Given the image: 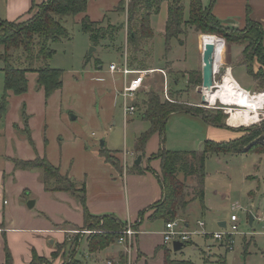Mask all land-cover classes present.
I'll list each match as a JSON object with an SVG mask.
<instances>
[{
    "label": "rangeland",
    "instance_id": "obj_1",
    "mask_svg": "<svg viewBox=\"0 0 264 264\" xmlns=\"http://www.w3.org/2000/svg\"><path fill=\"white\" fill-rule=\"evenodd\" d=\"M184 2L186 3L188 0H184ZM187 13L188 8L186 5L185 16H187ZM158 18L159 13L151 18L154 36L153 48H151L153 52L149 60V66L151 68L156 66V68H164L169 63L167 59L170 57L175 61L174 68L180 69L176 70L177 72L171 70L167 74L168 90L174 92V97L178 99V103L188 104L193 102L198 104L204 114L216 113V109L222 107L223 109H220V111L223 113L224 108L227 106L221 104L217 99H212L209 103L203 102L201 100L200 85H189L182 77L187 76V70L194 68L196 63H198L197 67L201 69L203 42L213 41L214 37L203 39L200 47V32L196 34L194 27L183 26L184 33L179 36L182 40L175 39L176 41H173V45L171 40V48L164 55V39L157 32L156 22ZM112 19L116 24H122L125 20V15L123 12L115 13L112 15ZM64 25L67 27L71 38L62 39L52 44L55 54L49 60L51 67L60 68L63 71L62 87L50 96L45 97L42 90L36 87L34 80L36 74L28 72V88L23 93L26 96L25 98H19L21 96L17 94L11 93L8 95V106H11V109L8 115V112H6L0 118V128H3V117H13L16 111L21 114L22 107H25L29 117H37L38 120H42L41 117L46 119L43 133L38 128L35 132L37 136L32 134L34 145L35 142H42L48 154L56 160H61L64 168L69 169L74 166L82 174V170L87 166V159L94 153L93 150L99 152L101 139L106 141L107 148L117 149L122 153L127 150V165H130L132 161L129 162L128 160L132 157L131 149H133L134 137L140 130L144 131L147 129L149 124L140 118L137 107L134 113L127 117L124 116L123 101L118 92L115 101H113L111 87L106 82L108 66L110 63L122 65L124 58L115 47L110 45L109 41L93 43L89 35L81 29L80 22L73 21V17H67ZM189 29H193L195 32H190L188 31ZM211 35L219 36L217 34ZM115 40L119 47L124 46L123 32H120ZM104 44L109 45L105 46ZM225 45L224 62L219 67L220 71L215 74L216 84L221 81V75L223 76L230 69L232 77L240 86L248 87L249 90L256 87L255 81L250 87L253 79L247 72L246 67L241 64L243 46L237 42L231 44L225 42ZM197 50L199 51L198 57ZM262 56H264V52ZM252 63L255 70L260 67L264 69L257 57L252 60ZM228 66H232L233 69ZM98 76H103L102 80L96 79ZM104 76L106 77L104 78ZM173 79H177L179 85L175 86L172 83ZM3 80L4 75L0 71V95L4 90ZM163 83L164 77L161 72L155 71L146 75L143 83L146 88L143 87L138 91L135 104L143 98V92L147 90L158 92L160 97L164 99L162 94ZM23 94L21 95L23 96ZM211 101H216V103L212 104ZM27 107L29 112L31 111L30 113ZM193 107L190 106L189 108L192 109ZM227 108L237 107L233 105ZM260 111L264 112V110ZM227 115L229 116V114ZM198 117L200 116L187 111L171 114L164 133L166 149L171 148L177 151L201 150L203 141L200 128L195 122V118L199 119ZM260 117L263 116L261 115ZM29 127L31 128L30 125ZM235 130L240 132L239 136L246 132L241 128H236ZM0 141L5 142V137L0 136ZM89 165L91 166V164ZM256 165H258V170L255 175H258V180L253 178L254 175L246 178L244 174H254ZM205 172L202 202L199 199L190 201L188 212L190 214L191 227H195L197 218L201 217V220H204L207 225H212L210 227L217 231L216 229L221 228L218 227V220H224L230 224V214L236 213L240 220L239 230L241 232H246L253 228L256 232L260 231V224L255 223L250 227L246 224V218L248 211L255 213L264 208V153L248 151L237 154H221L220 156L211 155L205 161ZM178 178H183L182 173H178ZM184 184L186 199H191L196 188L195 178L193 176L187 177ZM251 189L254 191L253 196H251ZM236 203L241 206V209L234 208ZM202 208L205 210L203 216H201ZM161 223L162 220H158L150 226V229L157 228ZM101 231L82 227L74 234L87 237L92 232ZM193 239L197 245L191 242L187 243L182 249L172 252L173 259L190 260L194 264H264L263 233H256L254 238L236 234L231 249L226 248L225 245H220L216 240L210 239L214 243L209 246L207 239L205 240L204 237H194ZM246 242L249 243L247 252L243 253ZM168 248H172V241L168 243ZM79 251L84 252L83 247L77 250V254ZM99 251L95 250L94 253Z\"/></svg>",
    "mask_w": 264,
    "mask_h": 264
},
{
    "label": "trees",
    "instance_id": "obj_2",
    "mask_svg": "<svg viewBox=\"0 0 264 264\" xmlns=\"http://www.w3.org/2000/svg\"><path fill=\"white\" fill-rule=\"evenodd\" d=\"M163 1L167 2V19L164 27V55L170 50V41L179 38L184 33L183 26H192L196 32H200L203 38H213L217 34L231 44H241L242 62L247 72L256 82L255 91H264V69H254L252 60L257 57L264 67V29L250 19L246 20L244 28L235 29L223 26L212 13L211 5L204 7L201 0H188V13L185 16L184 0H119L115 10L126 13V61L129 66L137 69L151 68L149 60L152 56V44L154 29L151 25V16L157 14ZM88 0H45L36 5L31 15L22 21H8L0 19V70L3 71L4 90L0 95V118L8 108V92L23 94L28 88V72H35V83L41 89L45 97L62 87V69L51 67L49 60L55 54L52 44L62 39H70V33L64 25L67 17H75L85 13ZM122 24H103L102 21H94L84 14L80 20L81 29L87 33L93 43L109 41L114 45L116 34ZM152 42V44H151ZM108 46L109 44H104ZM120 48V47H118ZM261 54V55H260ZM253 57V58H252ZM170 72V71H169ZM187 79L189 85H201V72L189 70ZM177 79L172 83L177 84ZM141 98L135 104L141 119L148 122V128L136 138L134 149L144 153V146L153 133L159 134L161 143H164V133L168 118L171 114L187 111L201 116L207 123L229 127L226 124L227 113L216 109V113L202 112L200 105L178 103L174 92L169 91L173 101L162 99L160 94L153 90L143 92ZM187 106H183V105ZM190 106H194L192 109ZM23 118V133L29 143L33 144L31 130L28 125V115L25 107L21 109ZM245 130V134L236 138L223 141L206 139L201 150L177 151L164 147L151 155L160 159L159 181L162 188L161 198L155 203L139 212V220L131 224L136 230L144 220V215L151 210L147 219L161 218L165 222L176 220L179 212L183 213L187 204L194 199L202 202L204 197L203 183L205 179V161L210 155L237 154L248 151L264 153V117L259 123L249 126H239ZM99 154L105 161L120 169V160L106 145L100 146ZM19 168L31 169L39 167L42 170V182L48 191L63 190L70 193L80 192V200L84 206V226L89 229L102 230L92 232L86 237L89 252L101 250L114 243L119 236L117 231L126 227L127 223L113 214L93 215L86 209L84 197V185L76 188V183L67 173H62L58 166L50 162L46 156L37 155L30 160H17ZM136 171H141L137 165H133ZM182 173L183 178H178ZM193 176L196 181L191 199H186L184 193V181ZM251 238V237H250ZM187 244V243H186ZM185 244V245H186ZM248 242L244 244L243 253L247 252ZM80 245V235L74 234L70 239H65L57 245L52 254L54 259L63 253L61 264H85L77 257ZM127 254L119 253V259L111 264H126ZM3 264H13L11 256L6 252V260ZM28 264H53L52 260L40 256L35 251ZM164 264H194L190 260H177L171 257L170 250L164 248Z\"/></svg>",
    "mask_w": 264,
    "mask_h": 264
},
{
    "label": "crops",
    "instance_id": "obj_3",
    "mask_svg": "<svg viewBox=\"0 0 264 264\" xmlns=\"http://www.w3.org/2000/svg\"><path fill=\"white\" fill-rule=\"evenodd\" d=\"M44 1L45 0H0V19L22 21L31 15L30 11H34L36 5ZM201 1L204 7L211 5L212 13L223 26L235 29L244 28L246 20L249 17L258 22L264 29V0ZM118 2L119 0H88L86 12L77 14L73 17V21L80 22L83 15L87 14L91 20L102 21L103 24H116L112 19V15L120 13L115 10ZM184 5L185 8L186 5L188 8V2H184ZM158 13L159 24L157 19V32L163 36L167 19L166 1L161 3ZM123 14L125 15V22L126 13L123 12ZM152 17L153 15L151 18ZM150 22L152 25L151 19ZM188 31L195 32L193 29H189ZM120 32L124 34V46H120V50L115 40L112 47H115L123 56L124 50H126L125 23L117 32L116 37ZM196 34H198V32H196ZM202 35L201 33L199 34V37H201L199 42L200 47L204 39ZM173 41L176 40L174 38L172 39V45ZM198 54L199 51L197 50V57ZM167 60L169 63H167L164 68L160 66L166 71V74H169L171 70H180L179 68H174V60L170 57ZM197 66L198 63H196L194 68L188 69L187 71L197 70L201 72V69ZM231 69H233V67ZM1 72L3 73V71ZM33 73L36 74L35 72ZM107 74L106 82H108L109 87H111L113 101H115L117 92L119 93L120 87L123 85L122 77L117 73L110 72L109 69ZM102 77L103 76H98L96 79L99 78L102 80ZM105 77L106 76H104V78ZM182 77L186 83H188L187 76ZM35 78L36 76H34V80ZM178 83L179 81L177 84ZM177 84H175V86H177ZM253 84L254 80L250 87H252ZM143 87L146 88V86ZM242 88L249 90L248 87ZM251 90L255 91L256 88H250L249 91ZM11 93L12 92L9 91L8 95ZM19 96H21L19 98H25L26 95L23 94L22 96L20 94ZM192 103L193 102H189L188 104L195 105ZM10 109L11 106H8L6 111L8 112L7 115ZM200 117H198L199 119L195 118V122L200 128L201 139L203 141H201L202 145L206 139L215 141L230 140L238 137L240 134L239 131L235 130L237 127H234L235 125H230L228 120L227 123L229 125L226 124L229 127H220L211 125ZM41 119L42 120H38L37 117L28 116L27 122L28 125L31 126V137L32 134L35 135L38 128L43 133L46 119L45 117H41ZM2 120L4 129L0 128V136L5 137V142L0 141V264L5 263L6 252L10 254L13 264H28L34 251L40 256L46 257L49 260L51 259L53 264H61L64 259L63 253H60L54 259L52 258V254L56 250L57 245L62 243L65 239H70L74 233H77L79 228L86 227L84 226V206L80 200V192L70 193L63 190H46L42 182L41 168H19L16 165L17 160H30L37 155L46 156L50 162L59 167L62 173H67L73 178L76 183V188H79L82 184L84 185L85 206L88 212L93 215L113 214L126 223L134 224L139 220L138 216L141 210L146 209L161 198L162 188L158 177L160 174V159L151 157L159 148H166L165 143L160 142L158 133H153L152 136L149 137L144 146V153L136 152L133 145V149H131L132 157L128 160L129 162L132 161L130 165H127V150L122 153L117 149L108 148L119 158L120 169L106 162L99 152L93 150L94 153L87 159V166L82 170L83 173L81 174V171L76 170L74 166L69 169L64 168L61 160H56L48 154L42 142H35V145L34 142L33 144L29 143L22 131L24 123L19 112L17 113L16 111L13 117H3ZM240 125L242 124L240 123ZM236 126H239V124ZM141 132H143V130H140L139 133L135 135L134 144ZM106 144L105 141V145ZM168 149L173 150L171 148ZM138 155L141 156V160L139 164H135L134 162ZM220 155L221 154L215 156ZM89 164H91V166ZM133 165H137L141 171H136L137 169L135 170ZM257 167L258 165L255 167L254 174L245 173L246 175L244 174V176L248 178L250 175H254L253 178L258 180V175H255L257 174ZM253 194L254 191L251 189V196H253ZM28 200L34 201L32 207L27 206ZM191 202L187 204L183 213H180L181 216L179 215L176 219L181 220L186 228H193L191 227L189 220L190 214L188 212ZM234 208L241 209V206L236 203ZM151 212L152 211L149 210L145 213L144 220L139 225L137 229L138 232L134 235L131 264H164V248H168V243L165 244L162 241V230L164 229L165 221L161 218L147 219ZM204 213L205 210L202 208L201 216H203ZM200 218H197V220ZM158 220H162V223L157 228L150 229V226L155 224ZM219 221L222 220H218V222ZM210 226L212 225H207L204 221L205 230L215 231ZM195 237L204 236L197 235ZM251 237L254 238V236ZM204 238L205 240L207 239L206 237ZM191 243L197 245L194 239ZM207 243L211 246L214 242L207 239ZM123 246L115 242L99 252H89L87 249L86 236L82 235L78 249L83 247L84 252L79 251L77 257L82 259L85 264H108L109 261L115 262L119 259V253H124ZM168 249L173 258V249Z\"/></svg>",
    "mask_w": 264,
    "mask_h": 264
},
{
    "label": "built area",
    "instance_id": "obj_4",
    "mask_svg": "<svg viewBox=\"0 0 264 264\" xmlns=\"http://www.w3.org/2000/svg\"><path fill=\"white\" fill-rule=\"evenodd\" d=\"M126 56L127 55L125 51V53H123L124 62L122 65H116L115 63H110L108 66V69L110 72L119 73L122 76L123 85L121 89L119 90V96L122 97V101H123L122 107H123V113L125 117L135 112L136 94L143 87V82H144L146 75L152 72L158 71L163 74V77H164V83H163L164 87L162 89L163 97L165 100L173 101V99L169 95L168 81H167L168 79H167V74L165 73L164 69L162 68H147V69L132 68L131 66L127 64ZM219 67H215L213 64V83L215 85L213 88H215L217 85L215 81V74L220 71ZM228 67L231 68V66H228ZM221 80H222V75H221ZM201 93L202 95L205 94L203 89L201 90ZM251 93L253 95H255L256 93L263 94V102H262L263 107L261 110H264V91H252ZM224 109H225L224 112L228 114L226 108ZM260 113L264 117V112L260 111ZM263 117H260L259 120L255 123H259ZM226 122H227V119H226ZM239 126H249V125H239ZM239 126H234V127H239ZM250 213H252L253 215V220L251 224L249 223ZM239 221L240 220L237 214L231 213L230 214L231 223L230 224L227 223L226 227L224 228L221 227L219 230L213 231V232H208L207 230H205L204 221L200 219L196 221V226L193 228H186L184 223L181 220L168 221V222H165L164 229L162 230V241L163 243L166 244L171 241L173 242L177 240V241H180L182 244H186V243L191 242L193 240V237L197 235H202L206 237L207 239L216 240L220 245H225L226 248L231 249L233 246V242L235 240L236 234H242L244 237L254 236L258 232L264 234V208L262 210L256 211L255 213L248 211V216L246 218V224L249 225L250 227H252L255 223L260 224L261 225L260 231L256 232L255 229L253 228L252 230L241 232L239 230V223H240ZM137 232L138 230L132 227V225L129 223H127L124 229L117 231L119 236L117 237L116 242L124 245V252L127 254V257H128L126 264H131V254L134 248L133 239H134V235ZM111 263L112 262L110 261L108 262V264H111Z\"/></svg>",
    "mask_w": 264,
    "mask_h": 264
},
{
    "label": "bare ground",
    "instance_id": "obj_5",
    "mask_svg": "<svg viewBox=\"0 0 264 264\" xmlns=\"http://www.w3.org/2000/svg\"><path fill=\"white\" fill-rule=\"evenodd\" d=\"M204 35V34H203ZM211 42L215 46L214 52V66L219 67L224 62L225 56V40L220 37H214L213 41H205L202 45ZM205 99L209 103L212 99H217L220 103L225 104L227 107L236 106L237 108H227L229 114L228 123L230 125H250L257 122L261 116L260 110L263 107V94L256 93L253 95L248 90L242 88L236 83L231 76V72H226L222 76V80L217 83L215 88L204 89ZM216 101H211V103Z\"/></svg>",
    "mask_w": 264,
    "mask_h": 264
},
{
    "label": "water",
    "instance_id": "obj_6",
    "mask_svg": "<svg viewBox=\"0 0 264 264\" xmlns=\"http://www.w3.org/2000/svg\"><path fill=\"white\" fill-rule=\"evenodd\" d=\"M214 52H215V46L211 42L206 43L204 45L202 52H201V61H202L201 77H202V81H201V85H200V91L202 89L203 90L204 89H212L215 86L213 83ZM202 100H203V102H207L204 95H202ZM104 145H105V141H104V139H101L100 140V146H104ZM140 160H141V156L138 155L134 163L139 164ZM33 204H34L33 200L27 201L28 207H32ZM252 220H253V215H252V213H250V215H249V223L250 224H251ZM218 225H219V227L224 228V227H226L227 222L224 220L219 221ZM184 245L185 244H182L180 241L175 240L172 242V249H173V251H178V250L182 249V247Z\"/></svg>",
    "mask_w": 264,
    "mask_h": 264
}]
</instances>
